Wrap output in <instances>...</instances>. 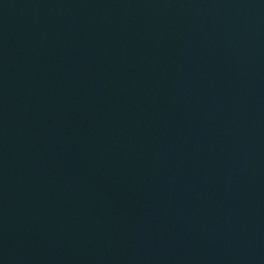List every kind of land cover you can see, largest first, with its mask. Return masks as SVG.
Segmentation results:
<instances>
[{"label":"water","instance_id":"obj_1","mask_svg":"<svg viewBox=\"0 0 264 264\" xmlns=\"http://www.w3.org/2000/svg\"><path fill=\"white\" fill-rule=\"evenodd\" d=\"M0 264H264V0H0Z\"/></svg>","mask_w":264,"mask_h":264}]
</instances>
